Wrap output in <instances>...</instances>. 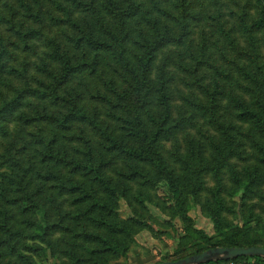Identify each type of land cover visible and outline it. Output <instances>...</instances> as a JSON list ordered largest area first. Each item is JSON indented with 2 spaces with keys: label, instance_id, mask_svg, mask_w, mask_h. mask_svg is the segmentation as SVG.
<instances>
[{
  "label": "trees",
  "instance_id": "16d2710c",
  "mask_svg": "<svg viewBox=\"0 0 264 264\" xmlns=\"http://www.w3.org/2000/svg\"><path fill=\"white\" fill-rule=\"evenodd\" d=\"M263 39L264 0H0V264L127 258L149 205L161 262L264 247Z\"/></svg>",
  "mask_w": 264,
  "mask_h": 264
},
{
  "label": "rangeland",
  "instance_id": "374dc122",
  "mask_svg": "<svg viewBox=\"0 0 264 264\" xmlns=\"http://www.w3.org/2000/svg\"><path fill=\"white\" fill-rule=\"evenodd\" d=\"M230 7H233V4L229 5ZM228 19L230 20V23L233 25V21L228 16ZM211 33L215 35L216 37L219 36V33L216 30H212ZM214 36H210V38H213ZM264 41V39H263ZM212 46L214 44L212 43ZM202 126L201 129L203 131H206L207 129H210L209 126L201 123ZM190 134L195 135L196 130H190ZM184 140V134L180 136V141ZM209 186H213L215 184L214 180L209 178ZM159 193L162 196V198H167L170 200L171 192L169 191V188L162 184L159 188ZM255 207L254 209L256 212L261 213L263 216V222H264V208H261L262 202L257 197L255 200ZM150 209V216H151V224L154 226L155 232L150 230H144L140 232L136 236V240L138 242V245L135 246L134 250L128 255L127 258H120L116 261H113L111 264H137L136 255L134 251H138L141 255V258L143 260H146V264H155L158 262H161L164 258V256H171L174 253V250L176 248V240L179 238V234L183 233V225L180 222V220L175 221L176 229L173 228H165L162 227V222H165L166 220H169V217L164 214L159 208L156 206L149 205ZM121 212L127 216L130 215V210L126 207L124 203H122V209ZM191 216L194 218L196 222V227L198 229H203L208 234L214 233V224L211 221V219L207 216H205L200 208H194L191 211ZM136 260V261H135ZM55 261L53 258H49L48 260L44 261L42 264H54Z\"/></svg>",
  "mask_w": 264,
  "mask_h": 264
},
{
  "label": "water",
  "instance_id": "95a60500",
  "mask_svg": "<svg viewBox=\"0 0 264 264\" xmlns=\"http://www.w3.org/2000/svg\"><path fill=\"white\" fill-rule=\"evenodd\" d=\"M240 257H261L264 258V247H215L201 253L193 254L177 260H168L157 264H209L218 261H230Z\"/></svg>",
  "mask_w": 264,
  "mask_h": 264
},
{
  "label": "built area",
  "instance_id": "2783aa9c",
  "mask_svg": "<svg viewBox=\"0 0 264 264\" xmlns=\"http://www.w3.org/2000/svg\"><path fill=\"white\" fill-rule=\"evenodd\" d=\"M211 264H264V263H259L256 260H252V261H239V262H235L233 260H230V261L216 262V263H211Z\"/></svg>",
  "mask_w": 264,
  "mask_h": 264
}]
</instances>
